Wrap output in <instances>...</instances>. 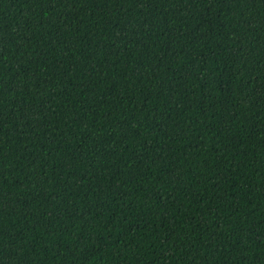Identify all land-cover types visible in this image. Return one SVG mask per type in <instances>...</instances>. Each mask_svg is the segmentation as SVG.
<instances>
[{"label": "trees", "instance_id": "1", "mask_svg": "<svg viewBox=\"0 0 264 264\" xmlns=\"http://www.w3.org/2000/svg\"><path fill=\"white\" fill-rule=\"evenodd\" d=\"M0 264H264V0H0Z\"/></svg>", "mask_w": 264, "mask_h": 264}]
</instances>
